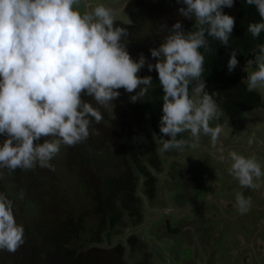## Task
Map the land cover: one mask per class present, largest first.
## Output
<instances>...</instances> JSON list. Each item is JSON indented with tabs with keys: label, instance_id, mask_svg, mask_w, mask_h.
I'll return each mask as SVG.
<instances>
[{
	"label": "clouds",
	"instance_id": "9594fccd",
	"mask_svg": "<svg viewBox=\"0 0 264 264\" xmlns=\"http://www.w3.org/2000/svg\"><path fill=\"white\" fill-rule=\"evenodd\" d=\"M234 2L182 0L186 7L179 13L194 19L193 29L185 32L176 22L161 45L150 50L157 60L153 64L142 53L134 60L127 50L126 26L133 23L126 11L129 0H0V136L6 137L0 140V180L6 171L54 170L51 161L61 147L87 140L93 120L103 119L101 108L112 114L117 90H138L132 102L147 96L152 77L137 75L146 63L149 72H158L164 93L159 130L170 138H159L158 151L184 152L197 147L202 136L215 146L223 130L211 122L223 113L214 94L206 91L205 53L213 51L209 38L230 46L235 18L223 9ZM245 3L258 12L259 21L247 26L258 39L264 33V0ZM237 54L231 51L229 72L238 66ZM252 56L247 89L264 91V43L256 45ZM42 137L50 138L39 143ZM228 159L227 171L240 188L260 187L264 165L254 155L230 151ZM24 196L21 190L17 199ZM235 203L242 215L252 207L251 197L242 191ZM24 237L14 200L0 192V251L16 252Z\"/></svg>",
	"mask_w": 264,
	"mask_h": 264
},
{
	"label": "rangeland",
	"instance_id": "374dc122",
	"mask_svg": "<svg viewBox=\"0 0 264 264\" xmlns=\"http://www.w3.org/2000/svg\"><path fill=\"white\" fill-rule=\"evenodd\" d=\"M134 2L141 5L144 0ZM147 4L152 6L150 9L147 8V13L142 11L138 15L133 12L130 15L133 23L127 26L129 36L126 46L134 60H138L142 53L146 57L147 63L155 64L157 60L151 57L150 50L161 45L176 22H180L184 29L188 24V18L180 15L177 4L167 10L162 8L153 10V6L159 4L157 0H147ZM223 11L233 17L237 13L234 5L231 8L225 7ZM147 63L137 74L138 76L152 77L155 69L149 72ZM244 68L246 69L247 65ZM117 91L120 92V96L112 102V114L111 109L101 108L103 119L99 123L93 120V124L90 126L92 138L88 137L83 141L97 140L91 148V153L96 157L92 160V168L90 169V166L85 164L82 157H80V161H76V151L71 149L73 146H62L59 154L51 161L54 170L48 168L47 172L39 174L44 189L50 193H53V189L63 187L67 182H70L66 185L69 190L67 192V198L70 200L68 204L66 203L67 199L59 198L57 193V195H50V199L53 201L50 202L49 209L44 205L43 215L49 217L47 226H51L52 230L57 231L74 212L76 214L85 213L87 228L85 238L87 246L91 245L94 228L99 227L98 224L101 223L96 211L97 200L94 199L100 197L90 187L96 188V181L93 179L94 172L96 171L104 179L114 177L115 181H118L121 175L129 174L131 162L123 157L126 150L123 143L121 145L120 143L122 137H129L128 139L131 141V136H133L134 151L139 154L138 149H144L145 153L141 156L142 161L147 164L150 170L152 169L151 165L154 164L163 167L160 176L162 179L166 178L163 181L160 179L161 193L165 196L166 204L155 202L157 207L152 210L155 213V220L163 222L162 216H164L163 218L170 216L171 221L177 220L180 225H185L181 230H178L177 236H170L168 240V244L172 246L169 249L171 253L169 256H173L172 264H182L181 261H184V264H264V178L258 181L259 188L242 189L238 181L227 171L230 166L228 159L230 151L254 155L264 165V109L256 108L246 112L241 120L229 121L221 115L218 120L212 121L211 126H220L223 130L215 146L211 143L210 137L202 136L199 145L195 148H188L181 153L173 151L161 154L158 151L159 136L163 135L159 132L160 126L157 123L153 125L142 118L138 120L139 114L128 106L126 101L132 96V93H128L123 88ZM259 92L264 96V91ZM82 99L90 100L94 104V101L88 99L87 96H82ZM49 138L42 137L40 142L43 143L45 139ZM3 139L6 138L3 137L0 140ZM152 149L155 157L152 162H148L144 157H147L148 151ZM156 154L161 158L156 157ZM221 157L224 159L222 160ZM74 167L79 170L80 174L78 175L89 182L86 188L91 191H87L80 185L75 186L71 175V171H75ZM88 169L90 170L88 171ZM189 171L192 172L190 173L192 181L189 179V183L185 182L184 188L180 189L181 187L176 184L182 176H185L181 175L182 172ZM18 172L6 171L4 178L0 180L3 189L9 193L10 198H13L17 193L14 188L15 181L12 179ZM153 173L156 172L153 171ZM136 175L133 174L132 177ZM73 176V179L76 180V175ZM172 189L177 194L176 203H173L172 199L168 197V191L173 192ZM239 191L244 192L245 196L252 199L251 209L243 215L237 211L235 203V195ZM33 193L36 197L38 196L37 191H33ZM75 195L77 198H74ZM36 204L38 207L39 203ZM19 207L22 210H19V214L16 213L17 218L19 217L17 220L21 223L27 220L36 232L34 235L41 236L35 226L36 223H39L37 215L28 217L26 207ZM53 209L62 210L55 212ZM192 209L193 212H191ZM182 217L185 218L183 222H180ZM158 229L163 232L161 234L163 236L164 229L160 227ZM155 234L154 231L153 236L156 239ZM146 237L147 241H151L152 237L149 231L146 232ZM116 239L114 237V241ZM40 243L41 238H38V244ZM29 244L32 245L31 242ZM102 245H104V240L100 244H96V249H90L87 253L94 258L105 257L106 259L111 254V249L102 247ZM83 246L86 244L84 243ZM83 246L82 248L86 249ZM69 247L74 249L71 245ZM167 247L162 245L164 253L167 251ZM8 253L12 254L7 251ZM19 260L22 264L21 259Z\"/></svg>",
	"mask_w": 264,
	"mask_h": 264
},
{
	"label": "trees",
	"instance_id": "16d2710c",
	"mask_svg": "<svg viewBox=\"0 0 264 264\" xmlns=\"http://www.w3.org/2000/svg\"><path fill=\"white\" fill-rule=\"evenodd\" d=\"M134 1L138 0H129L126 11L130 16L133 12H136L138 15L142 13V11L147 13V8H152L147 4V0L137 4ZM159 4L155 7L153 6V10L156 8H162L163 10L170 9L174 7V4H177L178 9L182 7H186L182 3V0H157ZM235 9L237 10L235 18L234 29L231 34L230 46L226 47L220 44L219 41L210 39V47L212 48V52L205 53L206 62H205V73L203 79L206 83V91L214 94V98L216 99L219 108L222 111V115L224 118L229 121L241 120L246 112H249L256 108L264 109V96L259 91L249 92L247 89L246 78L249 73L244 67L247 65V61L250 59H254L252 56V51L256 47L257 44L264 43V33L258 39H254L250 33L247 32V26L251 22H258L259 15L254 6H248L245 3V0H235L234 2ZM132 9V10H131ZM134 9V10H133ZM119 25V21L117 22ZM194 19L188 18V24L184 27L185 32H189L193 29ZM127 27V26H126ZM212 40V41H211ZM235 49L238 51L237 60L238 66L231 72L228 70V61L230 59L231 51ZM203 51V50H202ZM153 88L150 90L147 96L138 100L136 102H132L130 97L127 101V105L132 107L137 114H139L138 120H147L152 124H158L163 115L162 113V105L163 100L162 96L164 95L162 86L160 84L158 78V72H155L152 75ZM135 90L132 92V95L136 94ZM88 99H91L88 97ZM93 124V123H92ZM160 129V127H159ZM160 132V130H159ZM187 136V134H184ZM5 136H0V139ZM92 138V133L89 135ZM6 138V137H5ZM129 137H122L121 143L126 150L123 157H126L130 160L132 166L135 170L140 171L145 178L148 180L146 184L147 190H144L149 195H154L156 190V181L157 178L153 174L155 172H161L163 167L158 166V164L151 165V170L148 168L147 164L142 161L141 154H137L134 151V137L131 136V141L128 139ZM170 137L165 136L164 139H169ZM41 143L40 141H38ZM97 140L90 139L89 142H81L74 145L71 149L75 152L76 161H80L82 157L87 166L91 167L92 160L96 158L91 152V148L95 145ZM34 143H37L34 141ZM93 145H92V144ZM100 144V143H99ZM81 153V155H80ZM78 157V158H77ZM75 162V161H74ZM88 169V171L90 170ZM44 170V171H43ZM75 171H71L72 180L75 181V186L84 187V189L88 186L89 182L83 180L81 176H79V170L74 167ZM77 170V172H76ZM19 171L16 176H13V181H15L14 188L17 193L12 198L15 202V218L17 223L23 224L25 228V242L24 244L17 249L16 252L11 255L7 250H3L0 252V264H97L93 261L92 255L88 254L90 249H96V244H100L102 242V234L106 233L111 236L115 233V226L118 224L121 213L113 212V216L109 214V208L114 204L115 197H117V193L123 196V199H126L128 195V191L130 190V185L123 186L124 181L126 179H131L132 171L130 174H124L120 176V182L115 181L114 177L112 179H104L99 176L96 171L93 179L96 181V188L90 186L96 194L100 198L95 197L96 199V211L99 214V219L101 223L98 224L99 227L94 228V235L91 236V245L87 246V240L85 238L87 228H86V214L79 213L76 214L74 212L72 216H69L67 220L64 222V225L59 230H52L51 226H47L48 219L46 215H43L44 205L50 207V202L53 201L50 199V195H57L59 198L67 199L66 203L70 201L67 198L69 191L66 188V185L63 187H57V189H53V193L46 191L43 187L42 178L39 176L40 173H45L48 171V168H34L32 170L24 171L17 169ZM53 178L52 173H50ZM73 175H76V180L73 179ZM101 181V182H99ZM104 183V185H102ZM73 185V182H72ZM72 187V186H71ZM103 187V188H102ZM23 190L25 193L24 199H17L20 191ZM87 191L88 190L86 188ZM132 191L133 188L131 189ZM33 191H37L38 198L34 195ZM0 192H5L3 186L0 181ZM256 194V191L254 192ZM133 195V194H132ZM77 195L74 196V198ZM38 199V200H37ZM39 203L38 207L36 206ZM19 206L26 207V213L28 217L36 216L39 218V225L36 223L37 231L41 236H35V230L32 229V226L25 220V222H19L16 216V213L19 214V210L22 208ZM75 210L76 207L74 206ZM49 209V208H48ZM64 209V208H63ZM24 210V208H23ZM38 210V212H35ZM55 212H58L62 209H53ZM193 212V209L192 211ZM190 212V213H191ZM110 213H112V207L110 208ZM79 216V217H78ZM109 221V222H108ZM109 230V231H108ZM177 228L172 229L173 233L177 232ZM151 236H153L152 232H149ZM158 234V233H157ZM160 238V234L156 235ZM38 238H41V243L38 244ZM85 238V239H84ZM153 239H155L153 237ZM75 241V242H73ZM32 243L30 245L29 243ZM84 243L86 246H83ZM69 245L73 246L74 249H71ZM85 247L86 249L82 248ZM92 246V247H91ZM95 246V247H93ZM98 246V245H97ZM90 247V248H88ZM79 248V249H78ZM120 248V246L118 247ZM60 259V261H59Z\"/></svg>",
	"mask_w": 264,
	"mask_h": 264
},
{
	"label": "flooded vegetation",
	"instance_id": "af4514ba",
	"mask_svg": "<svg viewBox=\"0 0 264 264\" xmlns=\"http://www.w3.org/2000/svg\"><path fill=\"white\" fill-rule=\"evenodd\" d=\"M161 136H159V138ZM164 137L165 136H163V138ZM138 151L141 156L145 153L144 149H138ZM148 152L149 155L144 158H146L148 162H152L155 157L154 150L152 149ZM156 157L161 158V156H159L158 154H156ZM131 166L132 164L130 163V172L132 171V175H137L133 177L131 175L132 178L130 180L126 179V181H124V187L127 184L130 185V190L127 194L128 196L125 197L126 199H123L124 195L120 196L119 191L117 193V197H115L114 204H112L111 206L112 213H110L111 207L109 208L110 216H113V212L118 214L121 213L118 224L114 228L115 233H113L111 236H108L106 230V233L102 234L101 237L102 241L104 240V245H102V247L111 249V254H109L106 259L105 257H91L93 258V261H95L97 264H172L171 259L173 258V256H169V254H171L169 252V249L172 246L168 244V240L170 236H177L178 230H181L185 225H180L179 221L177 220L171 221L170 216L167 217L168 219L163 218L164 216H162L161 219L163 220V222H158V220L156 221L154 218L155 213L152 212V210L157 207L155 202L160 204H166L165 196H163V194L161 193L162 185L160 186V179L162 181L166 179H162L160 176L163 170L161 172L153 173L157 178V181L155 190L156 192L154 195L151 196L144 191L147 190L146 184L148 180L140 171H136ZM190 173L192 172H182L181 175L185 176H182V178H180L176 184L178 187H181L180 189L184 188L183 185H185V182L187 184L189 183V179L192 181V176L190 175ZM120 179L122 178H118V182H120ZM132 188L133 190L135 188V190L132 191ZM168 192V197L172 199L173 203H176V192L174 190L173 192ZM184 218L185 217H182L180 219V222H183ZM146 221L148 222L145 223ZM159 227L161 229H164L165 231L163 236L161 235L163 232H160L158 229ZM175 227L178 230L177 232L173 233L172 229H174ZM148 231L152 233L155 231V235L160 234V238L157 236V239H153L154 236H151V241H147L148 238L146 237V232L148 233ZM114 237L117 238L115 241ZM162 245L166 247L168 246L167 251H165V253L162 250ZM119 246L120 248H118ZM181 262L182 264L185 263L184 261Z\"/></svg>",
	"mask_w": 264,
	"mask_h": 264
}]
</instances>
